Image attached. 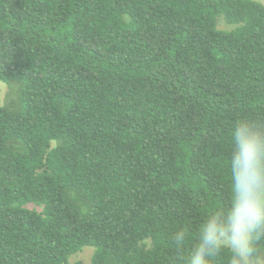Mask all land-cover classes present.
Returning <instances> with one entry per match:
<instances>
[{
	"label": "trees",
	"instance_id": "trees-1",
	"mask_svg": "<svg viewBox=\"0 0 264 264\" xmlns=\"http://www.w3.org/2000/svg\"><path fill=\"white\" fill-rule=\"evenodd\" d=\"M0 81V264H182L264 123V4L0 0Z\"/></svg>",
	"mask_w": 264,
	"mask_h": 264
},
{
	"label": "clouds",
	"instance_id": "clouds-1",
	"mask_svg": "<svg viewBox=\"0 0 264 264\" xmlns=\"http://www.w3.org/2000/svg\"><path fill=\"white\" fill-rule=\"evenodd\" d=\"M231 202L209 213L182 264H213L222 254L228 264H264V123L239 119L230 133ZM188 239L177 229V248Z\"/></svg>",
	"mask_w": 264,
	"mask_h": 264
},
{
	"label": "rangeland",
	"instance_id": "rangeland-1",
	"mask_svg": "<svg viewBox=\"0 0 264 264\" xmlns=\"http://www.w3.org/2000/svg\"><path fill=\"white\" fill-rule=\"evenodd\" d=\"M264 4V0H257ZM219 27L230 29L232 25L227 24L223 19V16L218 17ZM8 91V86L0 81V104H2L5 100L6 93ZM95 248L91 246H86L80 252L76 253L71 257V260L68 264H91V258L94 253Z\"/></svg>",
	"mask_w": 264,
	"mask_h": 264
}]
</instances>
